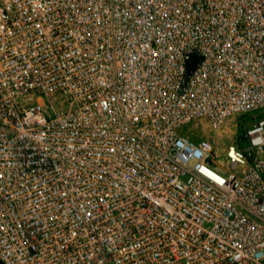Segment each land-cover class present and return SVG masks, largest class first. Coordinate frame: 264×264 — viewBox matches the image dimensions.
I'll list each match as a JSON object with an SVG mask.
<instances>
[{
    "label": "built area",
    "instance_id": "obj_1",
    "mask_svg": "<svg viewBox=\"0 0 264 264\" xmlns=\"http://www.w3.org/2000/svg\"><path fill=\"white\" fill-rule=\"evenodd\" d=\"M256 111L264 0H0V264H264Z\"/></svg>",
    "mask_w": 264,
    "mask_h": 264
},
{
    "label": "rangeland",
    "instance_id": "obj_2",
    "mask_svg": "<svg viewBox=\"0 0 264 264\" xmlns=\"http://www.w3.org/2000/svg\"><path fill=\"white\" fill-rule=\"evenodd\" d=\"M264 117L263 111H256L249 114H238L231 116L220 127L214 129L206 120L184 126L182 131L190 132V137L196 141L203 139L213 143L217 159L226 163V150L229 146H239L247 143L246 132L255 123Z\"/></svg>",
    "mask_w": 264,
    "mask_h": 264
},
{
    "label": "trees",
    "instance_id": "obj_3",
    "mask_svg": "<svg viewBox=\"0 0 264 264\" xmlns=\"http://www.w3.org/2000/svg\"><path fill=\"white\" fill-rule=\"evenodd\" d=\"M246 144H247V143H246ZM246 144H245V145H246ZM245 145H242L241 147H243V146H245Z\"/></svg>",
    "mask_w": 264,
    "mask_h": 264
},
{
    "label": "water",
    "instance_id": "obj_4",
    "mask_svg": "<svg viewBox=\"0 0 264 264\" xmlns=\"http://www.w3.org/2000/svg\"><path fill=\"white\" fill-rule=\"evenodd\" d=\"M192 67V66H191Z\"/></svg>",
    "mask_w": 264,
    "mask_h": 264
}]
</instances>
